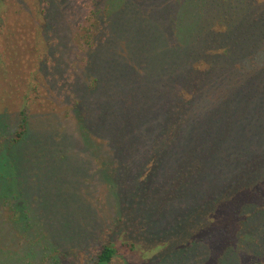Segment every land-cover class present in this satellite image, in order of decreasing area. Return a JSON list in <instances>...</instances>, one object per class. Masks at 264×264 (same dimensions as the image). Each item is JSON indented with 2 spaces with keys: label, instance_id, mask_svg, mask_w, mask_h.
Instances as JSON below:
<instances>
[{
  "label": "trees",
  "instance_id": "1",
  "mask_svg": "<svg viewBox=\"0 0 264 264\" xmlns=\"http://www.w3.org/2000/svg\"><path fill=\"white\" fill-rule=\"evenodd\" d=\"M4 27L6 85L22 83L23 50L62 110L0 111V194L24 257L132 264L151 244L136 264H264V0H0ZM101 187L120 232L88 256ZM183 228L175 253L155 244Z\"/></svg>",
  "mask_w": 264,
  "mask_h": 264
},
{
  "label": "rangeland",
  "instance_id": "2",
  "mask_svg": "<svg viewBox=\"0 0 264 264\" xmlns=\"http://www.w3.org/2000/svg\"><path fill=\"white\" fill-rule=\"evenodd\" d=\"M17 11V7H11L6 13V24L11 27V32L14 36V38L9 41L17 39L18 43H20V50H25L27 49V46L26 44H22L21 42L23 38L22 31L18 32V29H24V27L22 26V15L24 16L25 12L22 11L17 15ZM19 20L20 26L14 28V26L9 25V23L14 24ZM7 29L8 28L4 27V30H2V37H0V49L2 47L1 45L5 36L4 31H7ZM23 50L21 54V60L23 61V58H25V60L23 61L22 68L20 70V72H22L21 85L19 84V80L12 81L10 85H6V83L8 82V78L4 80V75L0 73V111L4 110L8 114L12 115L16 111H18L21 106H24L27 109V113L30 115V117H34L35 119L41 117L46 113L53 114L49 110L54 111V113L57 115L61 114L62 110L59 109L60 105H58L56 100L53 99L51 95L52 87L50 85L41 86L39 84H35V77L33 76L34 66L27 63L28 57H24L25 53H23ZM3 68H5V66ZM1 87H3L4 90H2ZM69 130L70 126H67L66 131L68 132ZM79 158L84 159V157L81 155L78 156V160ZM106 193L107 191L105 187H101L97 195V200L93 202L96 206L95 211L97 218H99V224L94 230L96 241L94 243H91V235L90 237H88V235V238L84 241L83 250L88 256L95 251L94 248L101 242H103L106 236L111 235L114 239L119 235L120 232L114 229L117 226L111 228L112 224H116L117 216L110 210V202L108 201V196L105 197ZM22 197V204L26 203L27 195L25 194V192L22 193ZM10 201L13 202V200L9 196L2 197L0 194V264H50L49 261L43 260V258L40 259V254L39 256H37V259H33L27 254L25 255V257L23 256L25 254L24 248L25 246H27V241L22 237V233L15 231V229H13V227L9 225L7 208L11 203ZM46 212L50 216L53 213V210L52 208H48ZM192 235L193 234H191L187 230V228L186 231L183 228L181 231H179V233L177 232V234H173V236H171V240H169L168 238H163L155 242V244H160V246H162L160 247V250L164 248L163 245H166V250L164 251L165 254H173L178 251L187 242V240L190 239ZM167 240L168 242L166 243ZM150 245L151 244H144L143 246H140V248L137 250L138 257L132 260V264L138 263V258L149 260L148 258L151 256V254L156 252L154 250L153 252L149 251ZM77 262H80V264L84 263L83 261H81V259H77ZM109 264L126 263L120 257L115 256ZM143 264L154 263L147 261Z\"/></svg>",
  "mask_w": 264,
  "mask_h": 264
}]
</instances>
